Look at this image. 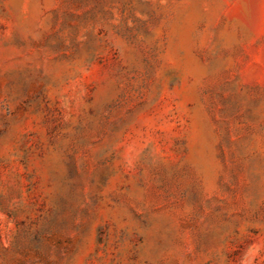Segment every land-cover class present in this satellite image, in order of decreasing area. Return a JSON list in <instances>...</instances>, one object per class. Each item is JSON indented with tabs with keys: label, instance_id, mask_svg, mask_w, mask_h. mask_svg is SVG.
Listing matches in <instances>:
<instances>
[{
	"label": "rangeland",
	"instance_id": "rangeland-1",
	"mask_svg": "<svg viewBox=\"0 0 264 264\" xmlns=\"http://www.w3.org/2000/svg\"><path fill=\"white\" fill-rule=\"evenodd\" d=\"M0 264H264V0H0Z\"/></svg>",
	"mask_w": 264,
	"mask_h": 264
}]
</instances>
